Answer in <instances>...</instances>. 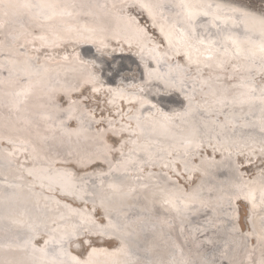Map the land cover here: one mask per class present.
Here are the masks:
<instances>
[{
    "label": "bare ground",
    "instance_id": "bare-ground-1",
    "mask_svg": "<svg viewBox=\"0 0 264 264\" xmlns=\"http://www.w3.org/2000/svg\"><path fill=\"white\" fill-rule=\"evenodd\" d=\"M123 1L0 0V264H264V168L243 177L230 149L237 143L251 148L241 150L245 155L263 157L258 145L264 141V82L255 83L253 75L264 74V11L239 0H137L165 39V50L159 51ZM23 30L35 32L33 39ZM17 34L13 46L10 38ZM109 40L131 45V56ZM19 43L39 53V62L23 54ZM90 46L94 53L85 52ZM178 52L195 70L224 68L236 74L234 82L219 73L198 78L212 94L201 107L223 123L201 116L190 99L177 114L159 103L176 96L170 88H181L183 70H188L166 60ZM124 55L145 65L144 75L139 81L112 75L118 89L105 100L113 103L119 120H111L102 133L107 138L108 131H129L118 139L116 157H107L109 148L96 142L101 133L92 132L87 113L73 106L59 109L52 97L57 90L77 88L82 76L97 89L99 73L110 74L108 62L114 66ZM239 89V99L230 98ZM70 117L77 120L75 131L65 128ZM200 132L210 137H196ZM212 132L226 142L210 141ZM204 147L217 157L202 152ZM98 158L105 161L103 168L89 169ZM59 159H75L76 166L56 163ZM174 171L198 179L183 188ZM235 192L250 202L246 235L232 221L235 198L230 195ZM166 205L171 210L165 212ZM94 207L103 221L91 214ZM79 234L114 244H91L82 255L71 256L68 250ZM202 243L208 247L204 252Z\"/></svg>",
    "mask_w": 264,
    "mask_h": 264
},
{
    "label": "rangeland",
    "instance_id": "rangeland-1",
    "mask_svg": "<svg viewBox=\"0 0 264 264\" xmlns=\"http://www.w3.org/2000/svg\"><path fill=\"white\" fill-rule=\"evenodd\" d=\"M137 0L135 1H132V0H126V1H123L122 4L126 5V13L129 14L130 18H133V20L138 24L140 25V27L143 29V31L145 32L147 38H148V43L153 46V50H159V51H164V46H165V39L163 37V35L160 33V31L158 30L157 26L155 24H153L150 20V17L146 14V12L139 8L138 5L135 3ZM238 1V0H237ZM240 2L244 3L246 6L250 7L251 9H254L256 11H264V0H239ZM122 6V5H121ZM136 7V8H134ZM132 8V9H131ZM131 9V10H129ZM129 10V11H128ZM117 12H120V13H124L123 11H120V10H117ZM134 12V13H133ZM138 12V14H137ZM39 14V13H38ZM131 14V15H130ZM136 15V16H135ZM138 17V18H137ZM146 17V18H145ZM56 19H60V18H57ZM143 22V23H142ZM146 22V23H145ZM2 24V22L0 21V25ZM65 26L69 27L73 24H71L70 22H67V23H64ZM63 26V25H62ZM150 26V27H149ZM58 29H61V27H58ZM57 31V30H55ZM54 31V32H55ZM59 31V30H58ZM30 31H27L25 33V30H23V36L26 37V38H32L33 39V33L29 34ZM32 32V31H31ZM57 33V32H55ZM27 34H29V36L27 37ZM41 34V33H40ZM19 34H17L16 36H11V40H10V44L15 46L17 44V39H19V37H17ZM31 35V36H30ZM16 37V38H15ZM46 39L45 42H50V39L51 37L50 36H47L46 35ZM154 37V39H153ZM14 38V39H13ZM49 39V40H48ZM155 40V41H154ZM163 40V41H162ZM110 41V46L118 49L119 48V52H124L126 55H129V54H132V51H131V45H128V44H120L119 41H114V40H109ZM160 41V42H159ZM27 42V41H26ZM114 42V43H113ZM113 43V44H112ZM117 43V44H116ZM66 44V43H65ZM63 44L61 47H65L66 45ZM162 44V45H161ZM115 45V46H114ZM24 46V47H22ZM26 45H22V43H19V46L17 45V47L19 48V50L21 52H23L25 50V52H23V54H29L28 56L30 57V59H33V60H39L37 59V57L39 56L37 52H29L28 50L30 48H28V46ZM42 46L44 47H48V44H42ZM120 46L122 48H120ZM129 46V47H128ZM126 47V48H125ZM23 49V50H22ZM125 49V50H124ZM117 51V50H116ZM117 51V52H118ZM131 51V52H130ZM27 52V53H26ZM151 57L153 56L152 54V51H151ZM208 55L209 53L205 52V53H202V55ZM35 55V56H34ZM124 55V57L126 56ZM201 55V54H200ZM37 56V57H36ZM131 56V55H129ZM124 57H120V60L117 59V62H116V66L110 64L112 66V71L110 72V74H107L106 76L102 77V75L99 73V78H98V88L97 89H93L91 88V86L89 85L90 83L88 82V80L85 82L83 80V76L82 78L80 77L78 83H77V88H76V85H75V89L72 88L71 90H68L67 91H64V90H60L57 92L55 91L54 88H51L49 89V91L51 90V92H53L52 94V100H53V104L59 108V109H66L70 106H73L75 107L78 111H81V112H86L87 113V122H88V125L90 127V129L92 130V132H99L101 133L100 136L98 135V139H96V142L98 144H103L105 147L109 148V152H107V157H116L117 155V141L118 139L120 138L121 134L125 135V130L128 132L129 130H127L126 128H123L121 129V132L120 134L118 135H115L113 133H111L110 131H108V133H110V136L109 137H104V133L103 130H105L110 123V121H114L115 120H119L118 118H116V116H113V112L115 113L114 110H112V106H113V103L111 104V102L108 103V101L105 100V95L106 94H109L110 92L112 91H116L118 88H117V85L116 86H113V81H112V75L114 73H121V76H123L124 78H128V77H133L135 79H137V81H139L141 79V76L144 75V69H142L144 66L140 63L137 62V60L135 59V57L130 59L129 57L127 58V56L125 57L126 60L128 59V61H123L122 59H125ZM175 57V58H174ZM119 58V57H118ZM177 58V59H176ZM168 59V60H167ZM119 60V61H118ZM131 60V61H129ZM166 60L169 62V63H173V62H176V63H183L185 66L188 67V70H183V83L181 85V88L179 89H171L170 94H172V91L173 92H176V96L174 97H170V96H167V97H162L160 100H159V103L161 104V106L163 108H168L166 109L167 111H170V112H173L175 114H177L178 112H181L183 111V109L186 107L187 103H186V100L187 99H190L191 100V103H195L197 105H199V114L202 116V114H205L207 116V118H209L208 120H210V122L214 123V124H219V123H223V119L220 118L221 116H218L216 115V113H212L209 111V113L205 110L204 107H201L202 104H204L205 100L208 99V97L212 94H207L205 93L206 90H204V85L200 84L199 82V77H201L200 75H208V76H211L212 74L214 73H219V76H221L224 80H226V82H234L237 80V76L236 74H229L227 72L226 69L222 68V69H219V70H214V69H211V68H208V67H204L203 69H200V71L198 70H195L194 67H193V64H187L185 63V58H184V53L182 52H178V53H175L173 54L171 57H166ZM134 61V62H132ZM150 64H154V60L152 59L151 60H148ZM39 62V61H38ZM123 62V63H122ZM137 62V63H136ZM136 63V64H134ZM118 64V65H117ZM138 65V66H137ZM140 67V68H139ZM137 69V70H136ZM229 69V68H228ZM140 72V73H139ZM139 73V74H138ZM197 74V75H196ZM139 75V76H138ZM196 75V76H195ZM120 76V77H121ZM233 76V77H232ZM76 77V76H75ZM139 77V78H138ZM230 77V78H229ZM74 78V77H73ZM108 78V79H107ZM229 78V79H228ZM262 78V79H261ZM85 79V78H84ZM232 79V80H231ZM86 80V79H85ZM105 80V81H104ZM231 80V81H230ZM82 83H81V82ZM253 81L257 84L261 83V82H264V74L263 73H259V74H256V75H253ZM79 82H80V85H79ZM195 82V83H194ZM259 82V83H258ZM160 84H162L161 82H158ZM197 83V84H196ZM84 86V87H83ZM191 86V87H190ZM203 87V88H202ZM212 87H215L212 85ZM190 88V89H189ZM195 90H194V89ZM89 89V90H88ZM201 89V90H200ZM4 91H6L7 89L6 88H3ZM76 92H75V91ZM89 92H88V91ZM197 90V91H196ZM204 91L201 92V91ZM62 91V92H61ZM73 91V93H72ZM81 91V92H80ZM200 91V92H199ZM254 91H256V89L254 88ZM63 94L61 95L60 94ZM65 92V93H64ZM67 92V93H66ZM57 93V94H56ZM215 93V92H214ZM89 94V95H88ZM168 94V95H170ZM195 96H194V95ZM202 94V95H201ZM241 94V89H239L238 91H234L230 98H234L235 100L239 99L238 97L240 96ZM69 95V96H68ZM96 95V96H95ZM98 95V96H97ZM75 96V97H74ZM202 96V97H201ZM205 96V97H203ZM214 96V95H213ZM226 99L230 96V94L226 95ZM88 97V98H87ZM178 97V98H177ZM194 97V99H193ZM197 97V98H196ZM207 98V99H206ZM84 99V100H82ZM88 99V100H86ZM120 99V98H119ZM181 99V100H180ZM193 99V100H192ZM202 99V100H201ZM205 99V100H203ZM229 99V98H228ZM57 102H55V101ZM179 100V101H177ZM189 100V101H190ZM124 101V100H122ZM121 99L119 100V102H122ZM158 101V100H157ZM174 101V102H173ZM83 102V103H82ZM173 104H172V103ZM86 103V104H85ZM99 103V104H98ZM116 103V102H115ZM168 103V105H166ZM180 103V105L178 104ZM58 104V105H57ZM61 104V105H59ZM97 104V105H96ZM123 104V103H122ZM177 104V105H176ZM115 105V104H114ZM165 105V106H164ZM170 105V106H169ZM68 106V107H67ZM91 106V107H90ZM98 108H97V107ZM169 106V107H168ZM100 107V108H99ZM128 106L125 104L123 106V108H127ZM120 108V107H118ZM122 108V106H121ZM122 108V109H123ZM96 109V110H95ZM91 110V111H90ZM205 110V111H204ZM94 111V112H93ZM202 111V112H201ZM96 112V113H95ZM101 112V113H100ZM207 112V113H206ZM93 113L95 115H93ZM109 113V114H108ZM163 113V112H162ZM102 114V115H101ZM104 114V115H103ZM212 114V115H211ZM98 115V116H97ZM109 115V116H108ZM112 115V116H111ZM97 116V117H96ZM104 116V117H103ZM209 116V117H208ZM216 116V118H215ZM218 117V118H217ZM105 118V119H104ZM211 118V119H210ZM69 119V121H68ZM65 122V128L67 130H70V131H75L76 128H77V120L74 118V117H70L68 118ZM221 119V120H220ZM213 120V121H212ZM99 121V122H98ZM97 123V124H96ZM102 124V125H101ZM104 124V125H103ZM227 124V125H226ZM226 127H224V129H228L229 130V124L226 123ZM124 125H126V123H124ZM70 128H69V127ZM96 128V129H95ZM129 129V128H128ZM227 130V131H228ZM213 133L217 134V136H215ZM103 134V136H102ZM199 134V135H198ZM196 137L198 138H201L202 137L203 139H206V137H210L209 135H206L203 134L202 132L198 133ZM211 134V133H210ZM219 133H216V132H212V136H211V139L210 141H214L216 144L219 145V143H223V142H226L224 141L223 137L219 134ZM200 136V137H199ZM216 138H214V137ZM220 136V137H219ZM263 137V136H262ZM220 138V139H219ZM218 139V140H217ZM112 142H110V141ZM230 143V142H228ZM228 143L226 144V146H229ZM240 143V141H239ZM241 144V143H240ZM243 144H245L243 142ZM247 145V144H246ZM235 146H231L230 149H233V155H232V159H233V164H235V166L238 168L240 174L243 176V177H249L251 176L252 174H254V172L256 171V167H259V168H264V141H262V143H260L258 145V148L260 149L259 152L262 154V159H260L258 161L257 157L256 158H252L253 156L252 155H245L243 151L241 150H250L251 148L249 147H244L243 146H240L236 143V147L234 148ZM205 149H203L202 152H206L207 154L210 155V157H217L218 153H211L210 150L207 148V147H204ZM249 148V149H248ZM207 149V150H206ZM205 150V151H204ZM250 153V152H249ZM251 154H254V153H251ZM77 157V156H75ZM193 159L197 158V156H193L192 157ZM75 159H78L75 158ZM75 159H70V160H63V159H59V160H56V163H60V164H71L70 166H73L75 167L76 165L74 163H76ZM63 160V161H62ZM74 164V165H73ZM83 164V163H82ZM80 164V165H82ZM105 164V161L102 160L101 158H98V159H95L94 162L91 163V167L89 166V169H95V168H103ZM244 165V166H243ZM146 167H150V165L148 164H144L143 165V168H146ZM242 167V168H241ZM81 167H76V171H79ZM240 168V169H239ZM246 169V170H245ZM174 177L176 179V181L180 184L181 187H187L188 184L190 182H192L193 180L195 179H198L196 178V175L195 174H192L191 176H188V178L185 179V177L183 176V172L179 171V172H176L174 171ZM252 173V174H251ZM195 175V176H194ZM183 182V183H182ZM244 182V181H243ZM182 183V184H181ZM58 194V196L62 199H65V200H69L71 201L74 205H79L78 202H76V200H74L73 198H69L65 195H62L58 192H56V195ZM230 197L232 198H235V200H232L231 202V205H232V215H234L232 217V221L233 223L237 226L238 228V232L241 234V235H246L250 232L251 230V223H250V202L249 200H246L244 197H242V195H240L239 193L235 192V193H232L230 195ZM237 200V201H236ZM240 200V201H239ZM241 202V203H240ZM167 206V205H166ZM245 206V207H244ZM168 207V206H167ZM98 207H94L92 208V210L90 211L92 215H94V217L99 220V221H103V218H101L102 215L99 214V208L97 210ZM207 208V207H206ZM205 209V208H204ZM246 209V210H245ZM166 210L165 212L171 210V207L169 206L167 209H164ZM208 211V210H207ZM97 213V214H95ZM171 213L173 214V211H171ZM253 216L256 215L255 213L252 214ZM99 216V217H98ZM101 219V220H100ZM169 222V221H168ZM167 222V223H168ZM240 223V224H239ZM169 224V223H168ZM249 228V229H248ZM185 234L187 235V237H189L187 231H185ZM93 235H89L87 237L83 236V235H77V244H75L76 246L74 247H71L68 252L69 254H71V256H75V255H82V253L85 252V250H87L88 246H90L91 244H96V245H99V244H105L107 246H113L114 244V241H112L113 239H106V240H103L101 241L100 239L96 238V237H92ZM91 237V238H90ZM41 238V236L39 237H36L37 240H39ZM81 238V239H80ZM90 238V239H89ZM96 238V239H94ZM85 239V240H84ZM92 239V240H91ZM79 240V241H78ZM81 241V242H80ZM87 241V242H84ZM95 241V242H94ZM101 242V243H99ZM255 242V237L254 236H251L250 239H249V243H254ZM82 243V244H81ZM85 245V246H84ZM202 251L204 252L208 247L202 243ZM78 249V251H77ZM74 250V251H72ZM78 254H74V253H77ZM258 258V254L255 252L254 254V259L256 260Z\"/></svg>",
    "mask_w": 264,
    "mask_h": 264
},
{
    "label": "water",
    "instance_id": "water-1",
    "mask_svg": "<svg viewBox=\"0 0 264 264\" xmlns=\"http://www.w3.org/2000/svg\"><path fill=\"white\" fill-rule=\"evenodd\" d=\"M85 49V52H88V53H94L95 51H94V49H93V47H86V48H84ZM128 57V56H127ZM130 58V57H129ZM112 79V81H114V80H116L115 79V77H113V78H111ZM29 93V92H28ZM27 93V94H28ZM26 95V94H25Z\"/></svg>",
    "mask_w": 264,
    "mask_h": 264
}]
</instances>
